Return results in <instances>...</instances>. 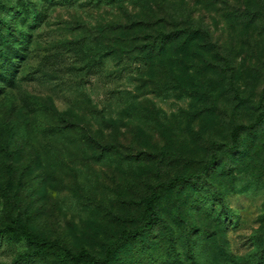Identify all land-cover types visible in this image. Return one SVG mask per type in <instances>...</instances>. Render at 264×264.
Returning <instances> with one entry per match:
<instances>
[{"label":"rangeland","instance_id":"obj_1","mask_svg":"<svg viewBox=\"0 0 264 264\" xmlns=\"http://www.w3.org/2000/svg\"><path fill=\"white\" fill-rule=\"evenodd\" d=\"M177 30L199 33L150 52ZM263 93L264 0H0V264L104 259L143 201L174 240L156 224L109 264H261ZM235 143L246 166L212 168ZM205 174L223 201L206 212L200 181L146 188Z\"/></svg>","mask_w":264,"mask_h":264},{"label":"trees","instance_id":"obj_2","mask_svg":"<svg viewBox=\"0 0 264 264\" xmlns=\"http://www.w3.org/2000/svg\"><path fill=\"white\" fill-rule=\"evenodd\" d=\"M187 31H175L169 34H165L162 32L157 33L156 35L152 36L151 42H150V52L151 53H158L161 54L165 51V49L168 46H171L174 44V41L178 39L179 37H183L184 39L190 40L199 33V31H194L191 33H186ZM229 88L231 92L233 93V100L237 101L238 104H244L247 102V100L241 98L238 95V92L235 88H233L231 81H229ZM257 111H259V121L264 120V93L261 96V99L259 100V105L257 106ZM261 119V120H260ZM260 125V124H259ZM248 156V149L245 148V146L235 143V145H232L230 147H225V151L223 153L222 158L216 159L214 157L212 161L210 162V165L214 166L212 168L215 169V167H218L222 165L223 168L229 167L234 161L239 162L240 165L246 166V163L244 162L246 157ZM211 166L209 169H211ZM202 182V186H200V192L201 196L199 200H194V207H196V210L202 211L204 210L206 212L207 208H212L215 204V201L218 204H223L222 196L217 192V190L214 189V187L210 183V178L207 174L203 176H183L179 175L170 180L169 182H161L156 186H147V190H150L151 192H154L155 189H178V190H184L188 189L189 186L194 187L195 185L198 186L200 182ZM191 198V197H190ZM143 205H146L147 212H148V218L146 223L143 227H141L139 230H136L132 233H128V235L124 236L123 238H120V242L114 243L111 246V250L108 252L107 256L104 259H94L90 255L87 254V252L83 249L77 254H72L69 252H65L64 257L68 261L69 264H109V262L112 260L113 256H115L117 249L121 246L127 243L129 239L131 240H140L144 239L148 234L149 230L153 228L154 225L160 224L161 226L165 227V229H168L167 233H169L170 237L169 240L172 241L174 231L169 228L168 221L163 219L160 215V212L157 211L155 206H152V204L148 201H143ZM135 205V204H134ZM137 205V204H136ZM226 215H218L217 220L224 221L226 219ZM4 235V234H3ZM2 233H0V242L3 238ZM191 232L189 229H186L184 232L181 241L185 242V245L187 247V253L190 257L191 261L195 260V255L192 250L191 240H190ZM179 238V237H178ZM177 238V239H178ZM27 257L23 260V263L25 264H33L35 262V259L33 256H30V254H26ZM25 255V256H26ZM261 264H264V262L260 261ZM193 263V262H192Z\"/></svg>","mask_w":264,"mask_h":264}]
</instances>
